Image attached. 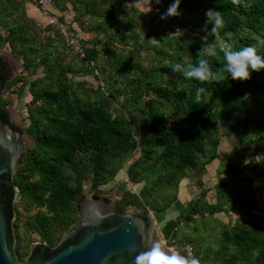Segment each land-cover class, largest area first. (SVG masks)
<instances>
[{
  "label": "trees",
  "instance_id": "obj_1",
  "mask_svg": "<svg viewBox=\"0 0 264 264\" xmlns=\"http://www.w3.org/2000/svg\"><path fill=\"white\" fill-rule=\"evenodd\" d=\"M148 1L155 15L173 2ZM53 2L60 11L69 4L82 30L101 35L85 42L90 46L77 41L84 52L78 64L66 61L63 33L48 25L42 29L26 14L23 0H0V48L8 44L29 72L39 67L44 71L29 83L32 98L26 103L24 132L30 142L14 174L20 191L13 221L19 259L33 241L31 231L49 244L58 242L77 219L85 182L97 197L100 186L125 168L131 183L142 184L137 192H123L115 206L124 210L136 205L161 214L177 200L179 183L190 176V170L205 173L217 159L215 201H207L201 191L177 217L160 226L161 236L181 253L185 245H192L193 257L201 264H264V219L251 213L228 224L214 217L237 206L252 209L251 198L264 189V70L252 71L249 79H232L222 67L226 61L220 42L234 49L255 45L264 56V0H182L181 14L172 20L179 32L169 36L150 22L142 41L137 34L149 20L139 22L146 16L132 0ZM209 8L220 10L225 21L219 39L210 32L212 25L206 24ZM87 13L91 16L85 18ZM58 18L63 20L62 15ZM86 20L90 22L85 26ZM189 33L198 36L191 38ZM153 37L159 40L153 43ZM203 44L216 45L217 55L208 59L221 79L200 81L171 70L176 62L196 63ZM73 74H93L105 87L75 81ZM20 78L11 79L6 89ZM201 87L204 91L197 99ZM9 102L0 96L5 122L4 107ZM231 133H241L239 143L254 146L220 157L221 136ZM247 170L252 172L244 174ZM254 176L263 180L255 181ZM236 177L240 183L234 181ZM33 207L37 211L22 218L19 208L28 212Z\"/></svg>",
  "mask_w": 264,
  "mask_h": 264
},
{
  "label": "water",
  "instance_id": "obj_2",
  "mask_svg": "<svg viewBox=\"0 0 264 264\" xmlns=\"http://www.w3.org/2000/svg\"><path fill=\"white\" fill-rule=\"evenodd\" d=\"M0 61L7 67L5 75L0 74L1 96L18 69H25L9 51L0 50ZM4 111L8 122L0 111V264H136L137 254L147 249L150 240L158 239L168 248L151 212L136 205L120 210L115 206L117 196L100 193L94 197L85 190L78 202L77 219L66 227L58 242L32 241L20 260L13 225L20 191L14 174L23 161L26 141L16 101L12 99Z\"/></svg>",
  "mask_w": 264,
  "mask_h": 264
},
{
  "label": "rangeland",
  "instance_id": "obj_3",
  "mask_svg": "<svg viewBox=\"0 0 264 264\" xmlns=\"http://www.w3.org/2000/svg\"><path fill=\"white\" fill-rule=\"evenodd\" d=\"M25 3V11L26 14L29 17H32L36 23L42 28H46V26H50L54 28L55 26L49 25L46 16L42 13V11L38 8L36 4V0H23ZM34 3V4H33ZM133 5L135 6L136 9L139 11L145 13V16L139 17V22L144 18L148 19L149 21L145 20V28L140 29V32L138 35L139 41H142L145 37V35L149 32V26L150 22L152 24V27H156V25H159V28H164V33H166L169 36H175L176 33L179 32V25L172 21L173 19L176 18L175 15L173 16H168L167 18H161V14L166 12V10L163 11H157V14L155 15L154 12H152V4L148 0H132ZM52 7V9H51ZM51 11H53V15L55 17H58L60 15L63 16V21L65 23V26H71L75 29V32L73 33L70 30H66L64 26H62L64 29L61 31L64 35V42L66 45L65 48V53H66V61H74L75 64H78V57H81L84 55L83 50L79 47V49H76L77 41L81 39V43L86 46H90L92 43L87 42V40L95 39L96 37H101V35H98L92 32H86L81 29L80 24L78 21H75L74 17L76 15V10L73 9L69 4L67 5V9L64 11H60L56 8L54 5V2H52L50 6ZM81 10L82 7H81ZM91 16L89 13L86 14L85 18H88ZM54 17V18H55ZM151 20V21H150ZM90 21L86 20L84 22V25L88 24ZM56 25L57 23L54 22ZM55 29V28H54ZM3 31V29H0ZM59 31V30H58ZM60 32V31H59ZM45 35V33H44ZM72 37V41L69 40L70 37ZM189 36L192 37H197V34L194 33H189ZM221 45H228L227 42L220 40ZM76 44V45H75ZM69 45V46H68ZM131 43H128L126 48H130ZM71 48V50H70ZM97 49L100 53V58H104V52L102 50V45H98ZM0 50L4 51H10V47L8 44H6L2 49ZM144 50L142 51V53ZM22 62V60H20ZM98 63V62H97ZM103 64V62H101ZM74 64V65H75ZM90 64L92 65L93 62L91 61ZM44 75V71L42 67H39L37 70L29 72L28 70H21L20 68L18 69V73L16 74L15 77H21L19 81L16 83H13L10 85L8 89H5V91L2 93V98L10 100L14 99L16 101V106L19 109V112L21 113L22 117L25 119L27 116V109H26V103L29 102L32 98V95L29 90V83L37 79L38 77H42ZM106 75V74H105ZM71 76V75H70ZM103 76V75H102ZM15 77H12L14 79ZM72 79L75 81L78 80H86V82L91 85L93 88H96L98 85L104 86L105 83H99L97 82L98 79H96L93 74L92 75H85V74H73ZM101 78V77H100ZM103 87V88H104ZM108 93V92H107ZM105 92V96L107 94ZM25 125L28 124V120L25 119ZM224 128L221 127L220 132L222 133V130ZM242 137L241 133L240 134H234L231 133L229 136H221V141L218 146V153L220 157H223L224 155H227L231 152L233 149H246V147L250 146L253 147V143H247V142H242L239 143V139ZM27 140V141H26ZM25 141L26 143L30 142V138L28 136H25ZM238 141V142H237ZM139 152H136L134 156H137ZM245 161H249V154L245 153L244 154ZM218 165V160H214L212 163L208 164L206 166L205 173H197L194 170H190V176L183 178L180 183H179V188H178V193H177V200L165 211L159 213H154L151 212L152 215L154 216V219L157 221V225L160 228V226L163 225V223L170 219V218H175L181 213L187 204V202L190 199L196 198L201 191H205V199L207 201L213 202L216 199V186L218 185V176L216 174V167ZM263 165H264V158H263ZM251 170H247L244 172L245 173H251ZM228 176H223V179H227ZM239 178V177H238ZM236 177L234 179L235 182L240 183L241 181L238 180ZM255 181L263 180V177L259 176H254ZM201 181V183H199ZM142 183H131L126 175L125 168L121 169L117 175L114 177L113 180L109 181L108 183L101 185L100 188L102 190L101 194L107 195V196H117V199L125 192L126 190L129 191H139ZM89 187V184L87 182L84 183V190H88L87 188ZM250 204H252V209L248 207H243V206H237L232 208L230 211H221L215 214L214 217H217L221 219L223 222L232 224L238 217H248L249 214L255 213L258 214L262 219H264V189L258 190L254 196L250 200ZM17 207V206H16ZM227 207V206H226ZM20 211L22 212V218H24L27 214H34L37 211V207H33L30 211L26 212L23 211L21 208H19ZM215 226H217L215 223H213ZM199 228H201V225H199ZM29 236L33 239V241L40 240V236L38 233L31 231L29 233ZM29 249L27 250L28 253ZM26 253V254H27ZM24 259V258H23Z\"/></svg>",
  "mask_w": 264,
  "mask_h": 264
},
{
  "label": "clouds",
  "instance_id": "obj_4",
  "mask_svg": "<svg viewBox=\"0 0 264 264\" xmlns=\"http://www.w3.org/2000/svg\"><path fill=\"white\" fill-rule=\"evenodd\" d=\"M156 2L160 3L161 0H156ZM181 2L182 0H173L166 12L161 14V18L180 15L179 6ZM205 15L207 17L206 24L212 25L210 32L214 34L215 38L219 39V30L225 23L221 11L209 8L206 10ZM150 40L155 43L159 39L153 37ZM222 47L224 48V59L226 61L222 67L232 79H249L252 71L259 72L264 70V56L258 53L255 45H246L238 49H234L231 45H222ZM216 55L215 44H203L198 50V60L196 63L182 65L176 62L171 64L170 68L173 72H180L186 78H195L200 81L219 80L221 79V73L213 71L208 59V57ZM203 91L204 88L202 87L197 89V99H199L200 93ZM19 115L22 119V115L20 113ZM22 122L24 124V120ZM148 243L147 249L137 254L135 258L136 264H201L199 258L195 256L189 259L176 251L163 247L162 242L158 239L150 240Z\"/></svg>",
  "mask_w": 264,
  "mask_h": 264
},
{
  "label": "built area",
  "instance_id": "obj_5",
  "mask_svg": "<svg viewBox=\"0 0 264 264\" xmlns=\"http://www.w3.org/2000/svg\"><path fill=\"white\" fill-rule=\"evenodd\" d=\"M52 2H53V0H36V4H37L38 8L46 16L49 25L55 26L54 28L58 29L60 32L64 29L62 26H64L65 29L67 30L68 28L65 26L64 21L60 20L58 17H55L53 15V13H52L53 11H51L52 7L50 9ZM54 22H56L57 24L55 25ZM72 37H74V35H72L69 40L72 41L73 40ZM76 49L77 50L79 49L78 45H76ZM165 244L169 249L176 251L179 254L184 255L189 259H191L193 257V247L190 244L185 245V247L183 248V253H181V250L179 249V247L177 245H175V244L168 245L166 243V241H165Z\"/></svg>",
  "mask_w": 264,
  "mask_h": 264
},
{
  "label": "flooded vegetation",
  "instance_id": "obj_6",
  "mask_svg": "<svg viewBox=\"0 0 264 264\" xmlns=\"http://www.w3.org/2000/svg\"><path fill=\"white\" fill-rule=\"evenodd\" d=\"M2 49V48H1ZM7 71V67L5 66V62H3V61H0V74H2V75H5V72ZM16 76V75H15ZM14 76V77H15ZM6 87H7V85H6ZM6 89V88H5ZM13 98V97H12ZM12 98L9 100V101H11L12 100ZM16 108H17V106H16ZM17 110L19 111V109L17 108ZM20 113V112H19ZM21 114V113H20ZM22 120H24L23 119V117H22ZM11 127H13V128H15V129H17V127L14 125V124H11ZM57 243V242H56ZM56 243H54V244H56ZM54 244H51V245H54Z\"/></svg>",
  "mask_w": 264,
  "mask_h": 264
}]
</instances>
